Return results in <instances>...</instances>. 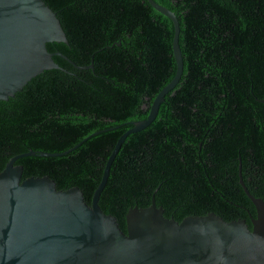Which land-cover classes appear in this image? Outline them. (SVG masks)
<instances>
[{"label":"trees","instance_id":"16d2710c","mask_svg":"<svg viewBox=\"0 0 264 264\" xmlns=\"http://www.w3.org/2000/svg\"><path fill=\"white\" fill-rule=\"evenodd\" d=\"M43 1L68 41L47 50L67 59L55 54L62 70L43 71L0 101V171L14 155L77 145L16 164L22 179L78 186L90 204L116 140L147 117L174 77V28L147 0ZM154 1L179 23L182 74L152 123L125 138L98 204L123 231L127 210L149 206L153 193L178 222L213 212L250 226L255 210L238 165L248 191L264 201V0Z\"/></svg>","mask_w":264,"mask_h":264},{"label":"water","instance_id":"95a60500","mask_svg":"<svg viewBox=\"0 0 264 264\" xmlns=\"http://www.w3.org/2000/svg\"><path fill=\"white\" fill-rule=\"evenodd\" d=\"M147 2L173 24L174 77L154 97L147 117L131 122L116 140L90 204L78 186L58 189L48 176L22 179L23 167L16 164L26 156H62L77 145L61 153L30 150L9 158L0 171V264H264V201L246 188L240 162L239 184L255 210L250 226L245 219L225 221L213 212L178 222L164 216L153 193L149 206L127 210L123 231L98 204L125 138L152 123L183 70L175 14L154 0ZM49 43L68 41L43 0H0V101L14 97L43 71L62 70L53 59L60 54L49 52ZM76 67L93 69V64Z\"/></svg>","mask_w":264,"mask_h":264},{"label":"flooded vegetation","instance_id":"af4514ba","mask_svg":"<svg viewBox=\"0 0 264 264\" xmlns=\"http://www.w3.org/2000/svg\"><path fill=\"white\" fill-rule=\"evenodd\" d=\"M58 54H60L62 57H65L66 59H67V57L66 56H63L61 53H58ZM70 63H71V61H69ZM144 109L146 108V105L145 104H143V106H142ZM208 213H210V212H208ZM207 214V213H206ZM205 215V214H204Z\"/></svg>","mask_w":264,"mask_h":264}]
</instances>
